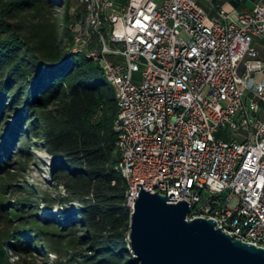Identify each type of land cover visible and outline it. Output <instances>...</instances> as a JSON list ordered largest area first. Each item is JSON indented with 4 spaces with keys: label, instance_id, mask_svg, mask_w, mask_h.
<instances>
[{
    "label": "built area",
    "instance_id": "obj_1",
    "mask_svg": "<svg viewBox=\"0 0 264 264\" xmlns=\"http://www.w3.org/2000/svg\"><path fill=\"white\" fill-rule=\"evenodd\" d=\"M200 1L214 2L77 0L66 49L99 63L115 90L128 207L142 190L185 201L188 220L264 249V5L211 17Z\"/></svg>",
    "mask_w": 264,
    "mask_h": 264
},
{
    "label": "trees",
    "instance_id": "obj_2",
    "mask_svg": "<svg viewBox=\"0 0 264 264\" xmlns=\"http://www.w3.org/2000/svg\"><path fill=\"white\" fill-rule=\"evenodd\" d=\"M77 3L63 1L62 31L53 0H0V165L30 133L53 157L58 193L20 203L23 213L42 205L53 212L37 232L21 234L15 248L42 241L59 260L65 252L70 264H140L131 252L129 184L118 171L115 90L99 63L65 53V40L73 45Z\"/></svg>",
    "mask_w": 264,
    "mask_h": 264
},
{
    "label": "water",
    "instance_id": "obj_3",
    "mask_svg": "<svg viewBox=\"0 0 264 264\" xmlns=\"http://www.w3.org/2000/svg\"><path fill=\"white\" fill-rule=\"evenodd\" d=\"M66 56L74 54L66 49ZM142 190L131 222V252L140 264H264V249L235 240L207 218L188 220L190 205Z\"/></svg>",
    "mask_w": 264,
    "mask_h": 264
},
{
    "label": "rangeland",
    "instance_id": "obj_4",
    "mask_svg": "<svg viewBox=\"0 0 264 264\" xmlns=\"http://www.w3.org/2000/svg\"><path fill=\"white\" fill-rule=\"evenodd\" d=\"M63 1L67 0H53L56 3L53 11L61 27L65 29ZM118 3L126 5L128 0H118ZM80 8L79 3L73 6L72 15ZM64 43L66 46L70 45L67 40ZM135 76L140 81L142 74L138 73ZM31 135L25 133L19 143L18 141L14 143L6 162L7 165L4 163L0 165V254L4 255L0 264H70L65 252L59 260L60 255L51 249H46L42 241H37L28 248L27 244L21 248H15L16 244H21V239L26 232H37L38 229L44 227L43 220L53 212L47 206L42 205L40 212L25 208L27 213H23L20 203L34 198L38 199V197L41 199L45 194L58 195L52 182L53 157L45 148L43 141ZM217 137L228 139V133L221 131ZM237 204L236 199L232 206L235 207ZM59 210L60 207L57 205L56 211ZM56 232L58 231L51 230L53 239L59 242L60 238ZM21 234L22 237H20Z\"/></svg>",
    "mask_w": 264,
    "mask_h": 264
},
{
    "label": "crops",
    "instance_id": "obj_5",
    "mask_svg": "<svg viewBox=\"0 0 264 264\" xmlns=\"http://www.w3.org/2000/svg\"><path fill=\"white\" fill-rule=\"evenodd\" d=\"M201 2L202 1H200V4L205 8L211 17H215L217 15L218 9H224L234 17H237L246 11L254 10L258 5H264V0H214L213 6L206 4V7ZM255 46L259 51L260 58L264 60V39L256 40ZM255 78L259 82L264 81V74H257ZM251 97H253V94L249 93L248 99ZM261 106V117L264 119V103H262Z\"/></svg>",
    "mask_w": 264,
    "mask_h": 264
}]
</instances>
